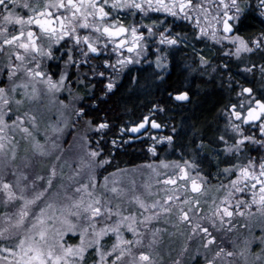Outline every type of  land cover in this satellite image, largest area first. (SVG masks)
I'll return each mask as SVG.
<instances>
[{
  "label": "snow or ice",
  "instance_id": "obj_1",
  "mask_svg": "<svg viewBox=\"0 0 264 264\" xmlns=\"http://www.w3.org/2000/svg\"><path fill=\"white\" fill-rule=\"evenodd\" d=\"M257 2L261 14L264 15V0H257ZM250 7L248 0H218L217 3H211L210 0L207 9L203 4L194 5L193 0H0V51L6 48L11 50L6 58L8 82L0 81V157L9 162L15 161L17 153L13 150L9 156L5 146L7 137L3 133L9 126L18 125H24L22 132L32 141L34 155L39 154L41 158L55 156V162L40 170L43 174H39L29 160L23 169L13 164L11 167L13 180H8L6 175L0 176L2 199L6 203L23 201L15 213L4 216L6 225L0 227V238L12 240L15 237L18 242L12 246H0L2 251L8 254L0 255V264H83L85 253L90 246H98L100 239L106 233L116 234L119 245L129 246L132 241L124 240L121 235L122 229L126 227L133 233L139 234L138 217L131 213L125 216L119 206L115 211L118 219L112 224L104 223L101 227L99 221L111 219L113 215L111 201L106 202L105 192L97 194L99 185L93 183L94 176L89 175L88 183L84 184L76 179L81 175V169H94L108 163L107 158L97 159L102 154V150L96 151L91 148L92 141L87 136L80 137L81 148H87V151L74 156L73 162L78 159L79 164H77V170L71 171V175L67 176L68 183L58 184L57 181L65 178L64 167H70L65 154L72 150V144L65 139L64 142L68 143V147L65 148L63 143L57 141L64 138L66 129H74L75 126L61 114L62 122L52 125V131L59 135L52 138L48 129L45 128V141L41 143L34 133L40 131V120L43 118L44 109L33 108L23 115H16V119L9 125L8 117L15 114L13 105L16 106V112H19L20 107L26 102L33 103L50 96L62 108L73 109L77 118L87 115L86 110L91 108L92 104H86L85 107L77 106L78 103H84L85 97L78 93L73 94L74 90L71 87L73 70L77 84L80 83V78L87 77L88 73H91L92 79L107 81L102 84L100 96L93 101L98 103L101 97L113 94L117 83L111 74L106 75V72L97 69L101 65H106L107 69L113 67L122 69L127 64L135 62L134 56L138 58L148 52L153 42L167 46L180 44L181 39H178L177 34L174 33L176 18L194 19L199 28V34H208L213 40L217 39L218 31L222 32L224 35L221 40H227L236 45L234 53L236 57H240L242 53L254 51L264 53V32H259L247 39L239 34L233 35L234 26L240 23ZM194 9L203 11L205 20L209 19L208 13L215 9V30L205 33L204 27L200 25L201 17L192 16ZM121 12L131 13L134 17L139 16L140 22L125 24L119 18ZM148 13H167L173 18L172 23L170 24L165 18L152 20L151 23L146 24L144 21L150 18L146 15ZM159 28L163 31L157 32ZM157 35L159 40L152 41V38ZM110 47L113 52L120 54L115 62L111 59H101L99 64L90 62L92 54H97L98 57H103L105 54L111 55L108 51ZM124 48H127L130 53L128 56H123L121 50ZM156 52L159 53L155 57L156 67L166 70L168 53L161 52L159 47L156 48ZM232 54L229 49V55ZM53 61H62V66L57 63L53 68L51 66ZM199 63L207 66L210 61L201 55ZM258 67L261 79L264 80V62ZM227 69L228 66L224 65V70ZM256 69V64L245 65L244 72H255ZM21 70L26 74V79L18 81L16 77ZM90 86L93 89L96 88V85ZM65 88L68 89V100L61 101L57 98V93ZM257 93L259 97H264V86L242 87L237 95L246 94L248 100L230 103L222 109L226 123L222 134L217 135L215 140L224 145L225 152L239 153L243 157L248 151L246 146L249 142L264 146V140H257L255 136L246 135L242 127L246 124L258 126L259 132L264 134V98H258ZM167 96L168 100L165 104L157 102L148 116L143 117L139 123L133 124L131 129L133 133H139L141 130L148 132L149 127L152 130L168 127L151 119V116L155 112L170 111L171 109L166 107L168 102L172 104L190 102L191 89H175L167 93ZM29 123L31 127L27 126ZM86 123L92 125L91 120ZM92 126L103 130L110 125L109 121L103 118L100 123ZM121 131H124L123 127ZM172 132L174 135L162 136L158 139L161 142L172 143L174 136L179 135L175 126L172 127ZM229 133L233 134L231 140L228 138ZM115 143L114 140L113 144ZM203 144L201 140L202 147ZM156 147L153 143L150 150L155 153ZM177 167L180 168V172L177 173L176 179L168 177L166 180V183L176 186L175 194L166 197L169 206L163 207L160 203L147 205L139 196L133 199L143 208L152 210L162 208L169 214L175 207L178 221L191 226L192 235H200L205 252H212L211 257L205 255L204 264H218L220 258H227L230 264L234 256L242 257L245 264H257V262L264 264V248H261L258 256H253L251 262L248 259L255 240L258 239L261 244H264V225L260 226L262 235L259 238L246 237L239 252L229 251L220 246L222 242H218L217 235L214 234L215 231L226 230L229 233L235 231L237 225L233 223V220L237 215L252 217L254 210L257 214H264V157L252 158L249 155L243 164L237 158V164L229 165L222 170L225 173L238 171L239 174L229 181L230 188L223 196L214 197L211 200L208 215H197V213H203L204 208L202 201L195 195L205 192L204 182L207 178L197 173L199 166L193 160H186L183 165L177 164ZM29 181L31 183H28ZM189 181L193 193L191 198L187 194ZM179 182L183 183V193L180 191ZM257 185H259L258 191ZM104 187L107 188V177H105ZM29 189L33 190L30 197L25 195ZM222 190H224L223 184L219 185L217 192ZM111 191L116 193L118 189L113 187ZM247 194H250V200L245 198ZM237 195L239 199H235ZM171 202H175V205ZM157 216L156 211L144 215L142 217L144 227L147 228L149 222ZM194 220L195 223H193ZM20 229H24L22 234ZM69 234H78L79 243H66L65 238ZM135 242L140 243L138 235ZM233 247L235 249L239 245L234 244ZM98 250L99 264H106L105 258L108 253L103 249ZM117 250L118 245H113L111 253L115 255ZM127 250L121 249L119 256L111 261V264H118ZM139 256L145 264H151L148 253L141 251Z\"/></svg>",
  "mask_w": 264,
  "mask_h": 264
},
{
  "label": "rangeland",
  "instance_id": "obj_2",
  "mask_svg": "<svg viewBox=\"0 0 264 264\" xmlns=\"http://www.w3.org/2000/svg\"><path fill=\"white\" fill-rule=\"evenodd\" d=\"M10 51V49H8L6 52L0 51V81L4 83L8 82L6 58ZM57 63L62 66L63 62L54 61V63H51V66L55 68ZM193 74L194 73L189 74L188 77H193ZM199 76H205L206 79L209 80L208 71H200ZM16 79L18 81L26 79V74L23 70H21L17 74ZM75 79V71H73V82L71 83V87L74 90L73 94L78 93L80 96L85 97L84 103L77 104L78 107H85L86 104L90 103V98H92L90 97L87 87L88 83H86L83 77L80 78L79 84L75 82ZM145 86V84H142L138 87L137 90H145ZM57 98L61 101L68 100V89L65 88L60 93H57ZM33 108L44 109L42 113L43 118L40 120V131L38 133H34L36 139H38L41 143L45 141V128L48 129V132L52 138H56L59 135L58 133L52 131V125L56 124L57 122H62L61 114H63L64 118H68L70 123L75 126L74 129H66L64 138L57 141L58 143H63V146L65 148L68 147V143L64 142L65 139L67 142H70L72 144V150L66 152L65 154L70 167H64L63 172L65 178L63 180L57 181V183H68L67 176L71 175V171L77 170V164H79V160L76 159L75 162H73V158L74 156H78L82 154V152L87 151V148H81L80 139V137L82 136H87V138L92 141L91 148L96 151L102 150V154L97 159H108V163L95 167L94 169H81V175L76 178L81 184H84L88 183L89 175L94 176L95 179L93 183L99 185V187L97 188V194H99L100 192H105L106 202L111 201L110 206L113 208V215L111 216V219L99 221L100 226L102 227L104 223L112 224L115 222V220L118 219V217L115 215L117 206H119V209L125 216L131 213L138 217L137 225L139 227V234L133 233L131 229H128L126 227L121 231V235L123 236L124 240L132 241V244L130 246L126 244L119 245L116 234L111 232L106 233L105 236L100 239L98 246H90L88 251L85 253L83 264H99L100 258L98 249H103L106 253H108L105 258L106 264H111V261L116 260V257L119 256V251L125 248L128 250L125 252L124 257H121L118 264H145V262L140 260L139 253L141 251L148 253L151 264H191L197 260L202 261L204 264L205 255L211 257L212 252H205V249L202 246L203 241L200 235H192L191 226L186 223H180L178 221L175 207H173V211L169 214L165 213L162 208H158L155 210H152L150 208H143L138 203V201L133 199V197L139 196L147 205H151L152 203H160L163 207L169 206V202L166 201V197L167 195L175 194L176 186L170 183H166V180L168 177L176 179L177 173L180 172V168L177 167V164L183 165V162L187 160L185 158L183 159L181 157L178 158L176 156H173V153L175 152L172 153L171 151V143L168 142L166 144L167 141L161 142L158 139V141L155 142L157 146L155 153L150 150L152 143L149 145L151 158L148 161L142 162L137 165L118 167L114 166L111 169H108L107 166L112 164L113 160L111 159L110 154H108L106 149L104 148V143L102 142L103 138H101L106 129L101 130L92 126L98 123L92 122V125L86 123L88 120H91L86 115L77 118L74 114L73 109L62 108V106L56 103V101L53 100L50 96H46L42 100L37 102H26L23 106L20 107L19 112H16V106L13 105L15 114L8 117L9 125H11L12 120L16 119V115H23ZM156 113L158 115L157 117L164 119V121H167L170 116L167 111ZM35 114L40 115L41 113ZM23 126L24 125H18L16 127L9 126L3 133V135L7 137L5 146L8 150L9 156H11V152L13 150H15L17 153L14 162L6 161L4 158L0 157V176L6 175V178L10 181L13 180V175L11 174V167L13 166V164L23 169L25 163L30 160L34 165L35 170L39 174H43V172L40 170L47 165L55 162V156L41 158L39 154L34 155L33 143L26 137L25 134H23ZM27 126L31 127L30 123ZM69 132H71L72 134L69 135ZM119 139L121 140V137L117 136V138L115 139V144H113L114 140H112L111 144L113 148L121 145L120 143H118V141H120ZM128 139L129 137L124 139V141ZM160 147H163L165 149L161 152ZM58 154L59 153H57V155ZM197 173L199 172L197 171ZM105 177H107V188L104 187ZM28 183L31 182L29 181ZM223 185L224 190L220 191L218 195L216 193L219 184L217 187H213L211 185V190H208V184H204L205 192L195 194L197 198L202 201V205L207 206L206 211H204L203 213H197V215L210 214L209 208L211 207V200L214 197L223 196L230 188L229 183ZM113 187H116L118 189L116 193H113L111 191ZM179 187L181 193H183L184 189L182 182H179ZM232 190L234 191V189ZM32 191V189H29L25 193V195L30 197ZM211 192H214V197L210 196ZM187 194L190 198L193 196L190 181ZM22 204V200L12 203H6L2 199V194H0V227H5L6 225V221L4 220L5 214L15 213ZM171 204L175 205V202H171ZM36 210L38 211V209ZM151 211H156L158 213V216L156 219L151 220L147 228H145L144 224L142 223V217L144 215H149ZM253 216L248 217L247 215H245L241 217L237 215V217L233 220V223L237 225V228L235 231H232L230 233L226 230L215 231L214 234L217 235L218 239L220 238L225 240L226 238H228L225 243H220V246L228 249L229 251L235 250L236 252H239L240 247H243V242L246 237L251 239L252 237L261 236L262 231H260V226L264 225V214H257L256 212H254ZM243 221H249L251 227H253L254 225H258L259 230L253 229V232L249 231L246 233L245 231L241 230ZM193 223H195V220L193 221ZM205 226H207L206 222ZM245 228H249V225L247 224ZM23 231L24 229H20L21 234L23 233ZM137 235L140 239L139 244L135 242L137 239ZM189 236H191V239H189ZM79 239L80 238L78 234H69L65 238V242L70 244H78ZM17 242L18 240L15 237L12 240L0 238V246H12ZM234 244L239 245V247H235L234 249ZM113 245H118V250L115 255L111 253ZM261 248H264V244H261L258 239L255 240L251 247V254L248 257L249 262L252 261L253 256H258L260 254ZM214 250L215 249H213V251ZM0 255H8L6 252L2 251V247H0ZM218 264H229V261L227 258H220L218 259ZM230 264H245V261L240 256H234L231 259ZM257 264H259V262H257Z\"/></svg>",
  "mask_w": 264,
  "mask_h": 264
},
{
  "label": "flooded vegetation",
  "instance_id": "obj_3",
  "mask_svg": "<svg viewBox=\"0 0 264 264\" xmlns=\"http://www.w3.org/2000/svg\"><path fill=\"white\" fill-rule=\"evenodd\" d=\"M218 0H211V3H217ZM250 3V9L245 12L240 23L235 27V31L233 35L239 34L244 36L246 39L249 37H253L255 34L259 32H264V15L261 14V9L257 0H248ZM194 5L203 4L204 8L207 9L210 4V0H193ZM243 7V3L241 4ZM115 11V10H112ZM126 12V10H125ZM125 12H121L119 18L123 20L125 24H131L133 22L139 23V16H133L131 13L125 14ZM150 18L145 20L144 23H151L152 20H163L165 18L168 19L169 23H172L173 18L167 13H148L146 14ZM199 15L200 25L204 27L205 33H209L216 28V21L214 19L215 9L212 12L208 13L209 19L205 20L203 17L205 13L200 11L199 9H194L192 11V16L195 17ZM163 31L162 28L157 29V32ZM174 33L177 34L178 39H181V43L175 46H167V45H159L158 43L153 42L152 47L148 52H145L141 57L136 58L134 53V63L127 64L124 68L113 67L111 69H107L106 65H101L97 70L101 72H106L107 74H111L116 80L117 88L113 89V93L115 90L119 88V86L124 85L130 92L137 93V89L140 85V80L144 79L148 84H145L146 91L148 90H169L168 93L173 92L175 89H178L177 85L174 83L163 84L169 75H185L187 79V83L183 80L179 89L188 90L192 87H197L205 81L211 82L216 88H219L224 94V103L217 107L218 119L214 133V144H215V159H206L205 161H194L191 156L186 157L187 160H193L199 167L197 171L206 177V181L204 184L212 185L213 187H217L218 184H226L229 183L230 180L235 179L236 175H238V171L225 173L222 170L227 168L229 165L237 164V158H239V162L241 164L246 162V158L250 155L252 158L264 157V146L259 144H249L246 146L248 151L244 153L243 157L239 153H227L224 151V145L221 143H217L215 138L217 135L222 134L223 126L226 123V117L222 111L224 107H227L230 103H237L238 101H247L248 96L245 94L243 96H238L237 94L241 92L242 87L252 86L259 87L264 86V80L261 79L259 64L264 62V53L261 51H254L253 53H242L240 57H236L235 47L236 45L227 40H221V37L224 35L222 32L217 33V39L213 40L210 35H200L199 28L196 26V21L194 19L184 20L182 18H176V24L174 28ZM83 34V33H82ZM129 39L131 37L129 36ZM159 36H155L152 38V41H158ZM160 48L161 52H167V68L166 70H161L156 67L155 57L159 53L156 52V48ZM195 49V51H193ZM229 49L233 53L229 55ZM8 49H4L3 52H6ZM111 55L105 54L103 57H98L97 54H92V60L90 62H95L97 64L100 63L101 59H111L113 62L120 57L119 53L113 52L111 47L108 50ZM123 56H128L130 53L127 51V48L121 50ZM2 52V53H3ZM201 55L207 57L210 61V64L207 66L200 65V57ZM62 62V61H61ZM51 63H54L51 62ZM251 64H256L257 69L255 72H244L245 65L251 66ZM224 65L228 66L227 70H224ZM107 69V71H106ZM214 69H216L214 71ZM208 71L209 72V80L206 79L205 76L200 77V71ZM74 71V70H73ZM82 71H86V69H82ZM194 73L193 77H188L189 74ZM205 77V78H204ZM86 83H88V90L90 97L95 98L96 96H100L102 90V84L107 83L106 80L99 81L97 79L91 78V73H88L87 77H83ZM155 83L159 85L154 86L153 80ZM184 79V77H183ZM90 85H96V88H91ZM258 98L259 93H257ZM168 97V96H167ZM157 102L152 101L149 107V112L152 109L153 105ZM171 103V102H170ZM187 102H177L175 104L170 105L167 111L169 113V118L167 121H164L162 118H158L157 113H153L151 119L157 120L162 125H168V127H161L160 130H150L148 133L151 135L153 139V143L158 141L160 136H170L174 135L172 132V127L175 126L177 131L179 132V126L174 123V118L176 117L174 113L181 111L182 105ZM149 112L147 115H149ZM236 123H240L236 121ZM244 129V133L246 135L255 136L257 140H264V134H261L258 130V126H253L251 124L242 125ZM126 132H121V135ZM147 133V134H148ZM142 135V134H140ZM139 135V137H141ZM232 133H229L228 138L232 139ZM129 136V140L133 141L135 139H139V137L133 138ZM179 135L174 136V141L171 143V151L175 152L174 142ZM168 142H166L167 144ZM191 171V169H190ZM255 183V181H253ZM242 186V185H240ZM259 185H257L258 191ZM208 190H211L209 187ZM220 192V191H219ZM217 192L216 194L218 195ZM214 192H211L210 196H213ZM239 199V195L235 197ZM246 199H251L250 194H247ZM206 205H203L204 211H206ZM208 211V210H207ZM247 211V209H246ZM255 212V210H254ZM256 216V215H254ZM253 216V217H254ZM249 225V228H245ZM258 225L250 226L249 221H243L241 225V230L247 232H253V229H258ZM261 231V230H260ZM260 237V236H256ZM225 240L218 239V242L225 243ZM228 245V244H227ZM227 247V246H226Z\"/></svg>",
  "mask_w": 264,
  "mask_h": 264
},
{
  "label": "trees",
  "instance_id": "obj_4",
  "mask_svg": "<svg viewBox=\"0 0 264 264\" xmlns=\"http://www.w3.org/2000/svg\"><path fill=\"white\" fill-rule=\"evenodd\" d=\"M166 80L163 84L174 83L178 89L183 80L187 83L184 74L180 76L169 75ZM140 81L139 85L148 84L144 79ZM153 85L157 86L158 84L153 80ZM190 89V102L183 104L181 111L174 113L176 116L174 123L179 126V136L173 144L175 145L173 156L183 159L191 156L194 161H205L209 159V155L210 159L216 160V147L212 132L217 125L218 112L216 109L224 103V94L209 81ZM168 92L169 90L153 89L148 91L137 90V93H133L121 85L111 96L101 97L98 103H93L97 96L90 98L88 104H92V107L87 109L86 116L93 123H99L103 118L109 121L110 126L106 128L101 137L104 148L113 160L112 164L107 166L108 169L114 166L137 165L151 158V151L149 150V145L153 142L151 135L148 132H143L139 139L124 141L129 137V134L121 135V127L128 128L130 124L137 123L147 115L152 101L165 104V101L168 100ZM170 105L171 103L168 102L166 107L169 108ZM117 136L121 137V140L118 141L121 145L113 148L111 142ZM201 140L204 142L203 147ZM164 149L162 147L160 151L162 152ZM191 264H203V262L197 260Z\"/></svg>",
  "mask_w": 264,
  "mask_h": 264
},
{
  "label": "water",
  "instance_id": "obj_5",
  "mask_svg": "<svg viewBox=\"0 0 264 264\" xmlns=\"http://www.w3.org/2000/svg\"><path fill=\"white\" fill-rule=\"evenodd\" d=\"M145 116H148V115H145ZM144 116V117H145ZM143 119V118H142ZM141 119V120H142ZM141 120H139L137 123H139ZM162 125V124H161ZM132 126H133V124H130V126L128 127V128H126V127H123V129H124V131L123 132H126L127 134H129L130 136H132L133 138H135V137H139V135L140 134H142L143 132H145V131H143V130H141L139 133H133L132 131H131V129H132ZM150 128V127H149ZM161 128H158V129H156V130H160Z\"/></svg>",
  "mask_w": 264,
  "mask_h": 264
}]
</instances>
